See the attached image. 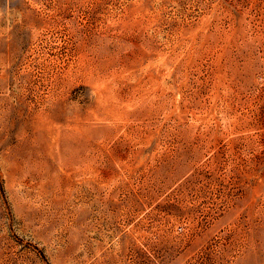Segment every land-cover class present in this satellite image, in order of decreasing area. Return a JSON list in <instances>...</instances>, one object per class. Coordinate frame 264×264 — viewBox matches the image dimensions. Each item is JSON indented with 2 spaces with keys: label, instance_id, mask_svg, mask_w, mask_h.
Segmentation results:
<instances>
[{
  "label": "rangeland",
  "instance_id": "1",
  "mask_svg": "<svg viewBox=\"0 0 264 264\" xmlns=\"http://www.w3.org/2000/svg\"><path fill=\"white\" fill-rule=\"evenodd\" d=\"M0 264H264V0H0Z\"/></svg>",
  "mask_w": 264,
  "mask_h": 264
}]
</instances>
